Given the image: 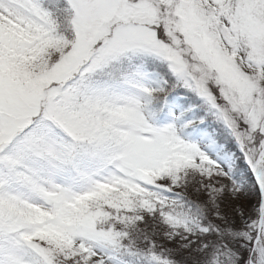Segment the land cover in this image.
Here are the masks:
<instances>
[{
    "label": "snow or ice",
    "instance_id": "6c2138e0",
    "mask_svg": "<svg viewBox=\"0 0 264 264\" xmlns=\"http://www.w3.org/2000/svg\"><path fill=\"white\" fill-rule=\"evenodd\" d=\"M157 235L264 264V0H0V264H178Z\"/></svg>",
    "mask_w": 264,
    "mask_h": 264
},
{
    "label": "rangeland",
    "instance_id": "374dc122",
    "mask_svg": "<svg viewBox=\"0 0 264 264\" xmlns=\"http://www.w3.org/2000/svg\"><path fill=\"white\" fill-rule=\"evenodd\" d=\"M254 195V196H253ZM223 208L221 209L222 212L225 215H229V214H236V210L238 206L244 207L246 210L248 208L251 207L252 204L257 203L258 201V193H251L250 196H241L239 200H233L231 195L229 194H225L223 197ZM238 216V215H237ZM238 219H240V217L238 216ZM239 221V220H238ZM153 228H155V225H151L149 226V231H151ZM157 232H162V229H157ZM157 243H161L163 244V247L165 249H172L173 250V258L178 261V264H184L180 261L179 256H184V259L188 260L190 259V254L187 251H183L180 247V241L179 239L173 241L172 243H168L167 241H165L163 239V237L161 235H157L156 237ZM187 257V258H186ZM186 264H189V262H186Z\"/></svg>",
    "mask_w": 264,
    "mask_h": 264
},
{
    "label": "trees",
    "instance_id": "16d2710c",
    "mask_svg": "<svg viewBox=\"0 0 264 264\" xmlns=\"http://www.w3.org/2000/svg\"><path fill=\"white\" fill-rule=\"evenodd\" d=\"M253 193H257V192L253 191ZM189 195H193L194 198H197V199H199V200H201V201H204V200L207 199V197H206V195H205L204 193H200L198 196H195V194H192V193H189ZM253 196H254V195H253ZM223 203H224V201H223V198H222V200L220 201L221 209L223 208ZM228 216H229L231 219L236 220L237 224L239 223V221H238L239 219H238V216H237L236 214L232 213V214H229ZM179 258H180V261H181L182 263L186 264V262H189V264H191V257H190L189 260H188L187 257H186L187 259H184V256H179Z\"/></svg>",
    "mask_w": 264,
    "mask_h": 264
}]
</instances>
